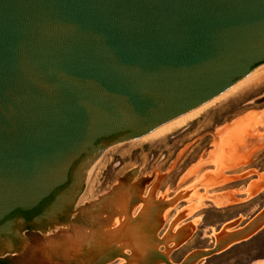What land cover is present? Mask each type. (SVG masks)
<instances>
[{"label":"water","instance_id":"obj_1","mask_svg":"<svg viewBox=\"0 0 264 264\" xmlns=\"http://www.w3.org/2000/svg\"><path fill=\"white\" fill-rule=\"evenodd\" d=\"M261 64L264 0H0V222Z\"/></svg>","mask_w":264,"mask_h":264},{"label":"rangeland","instance_id":"obj_2","mask_svg":"<svg viewBox=\"0 0 264 264\" xmlns=\"http://www.w3.org/2000/svg\"><path fill=\"white\" fill-rule=\"evenodd\" d=\"M253 72L250 85L186 126L154 141L108 146L68 204L56 193L27 222L6 217L0 261L165 264L162 254L171 264H264V64ZM57 201L62 211L46 215ZM123 223L145 235L138 250L119 239ZM255 227L225 249L217 239Z\"/></svg>","mask_w":264,"mask_h":264},{"label":"bare ground","instance_id":"obj_3","mask_svg":"<svg viewBox=\"0 0 264 264\" xmlns=\"http://www.w3.org/2000/svg\"><path fill=\"white\" fill-rule=\"evenodd\" d=\"M257 72V70L255 71ZM262 73V72H261ZM255 73H250L249 75H247L246 77H244L243 79L239 80L238 82H236L234 85H232L230 88H228L227 90H225L224 92H222L221 94H219L218 96H216L215 98L211 99L210 101L202 104L201 106L173 119L170 120L160 126H158L157 128H155L154 130H152L151 132L139 137L138 139H144V141L146 140L148 142V140H153L154 139H159L160 137L166 136L167 134L174 132L176 129H179L183 126H186L187 124H189L191 121L195 120L196 118H198L203 112H205L208 108H210L211 106H213L214 104L220 102V101H224L225 98H227L228 95L232 94L233 92H236V90H239V88L243 85L244 83L246 84L248 81H250L251 78H255ZM261 75V74H260ZM256 79H260V76L256 75ZM255 81V79L253 80V82ZM250 83V82H249ZM249 83H247L248 85H250ZM242 88V87H241ZM231 96V95H230ZM245 125V124H244ZM137 140V139H136ZM134 141V140H132ZM143 141V140H142ZM101 156V155H100ZM100 158V157H99ZM99 158L90 166L91 167V171L92 169L99 163ZM89 169L86 171V176L88 175V171ZM123 201V200H122ZM122 205V206H121ZM120 205V210L122 212H125L126 209V204H121ZM143 205V204H142ZM144 212V213H143ZM142 216H144V214L146 215V209L143 210ZM126 213V212H125ZM117 214V213H115ZM124 215V214H122ZM128 217V216H127ZM118 220V219H117ZM116 222V221H115ZM119 226V225H118ZM120 228L118 229V235H119V239L120 237L124 240V242H127L128 245V241L132 242L129 243L132 246L135 247L134 250H138L139 248H141V242L146 241V238L144 237L145 235L140 233L139 231L137 232V228L135 227H128L127 224L125 225L123 223V225L121 224V226H119ZM193 227V226H192ZM258 228H256L255 230H257ZM238 231V230H235ZM112 232V231H111ZM247 232V231H246ZM255 231L252 229L251 232L245 233L243 230L240 232H236L233 236H227L224 237L223 233H219L217 234V239H221L222 243V248L225 249L229 246H231L232 244L241 241L243 239H245L246 237H249L251 234H253ZM225 233V232H224ZM245 233V234H244ZM178 235L175 233V235H170L168 239H170V241L174 240L177 241L178 239ZM79 239V238H78ZM160 239V238H159ZM166 239V238H165ZM81 240V239H80ZM167 240V239H166ZM122 241V240H121ZM77 242V241H76ZM79 242V241H78ZM83 242V241H82ZM142 242V243H143ZM124 245V244H123ZM131 246V247H132ZM126 247V246H124ZM127 248V247H126ZM131 250V249H130Z\"/></svg>","mask_w":264,"mask_h":264},{"label":"flooded vegetation","instance_id":"obj_4","mask_svg":"<svg viewBox=\"0 0 264 264\" xmlns=\"http://www.w3.org/2000/svg\"><path fill=\"white\" fill-rule=\"evenodd\" d=\"M40 206L38 208L34 209L33 211H30V212L23 213V212H20V211H16L13 214H17V215L22 216L23 219H24V222H27L32 216H34V215H36L38 213V211L40 209ZM0 264H7V263L4 262V261H0Z\"/></svg>","mask_w":264,"mask_h":264},{"label":"crops","instance_id":"obj_5","mask_svg":"<svg viewBox=\"0 0 264 264\" xmlns=\"http://www.w3.org/2000/svg\"><path fill=\"white\" fill-rule=\"evenodd\" d=\"M263 210H264V209H262V213H263ZM255 229H256V227L253 228V230H255ZM240 231H242V230H238V231H235V230H234V231H231L230 234L228 233V234H226L224 237H227V236H233L236 232H240ZM251 231H252V229H251L250 231L245 232V233H248V232H251ZM245 233H244V234H245ZM217 234H219V233H217ZM232 234H233V235H232ZM233 237H234V236H233Z\"/></svg>","mask_w":264,"mask_h":264}]
</instances>
